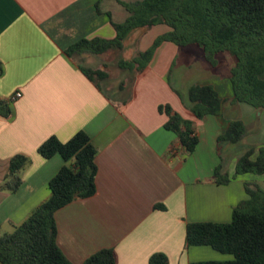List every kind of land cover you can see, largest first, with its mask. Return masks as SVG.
<instances>
[{
  "label": "crops",
  "instance_id": "crops-1",
  "mask_svg": "<svg viewBox=\"0 0 264 264\" xmlns=\"http://www.w3.org/2000/svg\"><path fill=\"white\" fill-rule=\"evenodd\" d=\"M129 1L0 0V101L12 110L11 118L0 117V183L13 156L29 159L18 190H0V236L49 198L48 182L65 164L59 155L42 158L39 145L84 131L96 149V191L54 214L56 243L71 264H83L102 249L114 251L115 264H148L154 253L165 254L168 264L229 260L209 246L187 247L186 225L229 223L233 208L248 198L246 184L264 191V175L235 176L246 148L254 147L255 160L264 146V108L232 100L221 57L212 67L203 54L169 41L141 72L118 67L119 59L132 61L169 32L164 24L132 29L119 51L66 56L81 39H113L107 14L122 22L127 13L120 3ZM108 53L113 57L106 61ZM80 67L102 71L107 88ZM191 86H211L222 102L220 113L197 119L179 96ZM16 92L21 97L12 100ZM165 105L193 123L197 144L186 157L176 135L164 128L168 117L159 107ZM233 121L245 125L247 136L218 142ZM220 164L230 179L226 185L214 182Z\"/></svg>",
  "mask_w": 264,
  "mask_h": 264
},
{
  "label": "trees",
  "instance_id": "trees-1",
  "mask_svg": "<svg viewBox=\"0 0 264 264\" xmlns=\"http://www.w3.org/2000/svg\"><path fill=\"white\" fill-rule=\"evenodd\" d=\"M120 4L127 13L122 22H114L107 14L116 33L113 39H81L65 51L66 56L74 59L82 54L119 51L132 29L164 24L171 29L169 32L157 37L132 61L119 59L118 67L141 72L155 49L165 41L178 48L197 47L212 67L218 65L220 55L227 54L234 61L228 76L232 100L255 109L264 108V0H130ZM80 70L90 79L93 75L98 78L105 75L98 70L82 67ZM179 96L197 119L221 111L222 102L211 86H191L185 97ZM159 111L167 115L164 128L176 135L183 156L190 155L197 144L193 123L173 113L169 106H160ZM11 116V108L0 101V117L9 119ZM247 134L245 125L233 121L218 142L238 143ZM254 151V147L248 146L237 159L235 176L264 175V146L258 148L257 157L252 160ZM37 152L44 159L59 155L65 164L48 182L49 198L13 232L0 236L1 264H71L56 243L54 214L76 199L91 197L96 191V149L84 131L76 132L66 142L51 136L39 145ZM28 163L29 159L23 155L13 156L0 190L16 192L22 183L20 174ZM213 176L218 185L230 181L221 164L215 168ZM245 192L248 198L233 208L229 223H188L185 230L187 247L209 246L232 258L190 264H264V191L257 185L246 184ZM115 260L112 249H102L83 264H115ZM148 264H168V259L163 253H154Z\"/></svg>",
  "mask_w": 264,
  "mask_h": 264
},
{
  "label": "rangeland",
  "instance_id": "rangeland-1",
  "mask_svg": "<svg viewBox=\"0 0 264 264\" xmlns=\"http://www.w3.org/2000/svg\"><path fill=\"white\" fill-rule=\"evenodd\" d=\"M104 6H106L105 4H104ZM190 49H192L193 51H194V53L197 55V56H201L202 55V52H201V50L200 49H198L197 47H195V46H190ZM106 58H103V59H105L106 61H109L110 59H111V57H113V54L112 53H108V54H106V56H105ZM219 57H221V61H222V59L224 60V62L226 63V65H227V69L229 70V68L231 67V66H233V64H234V61H233V59L229 56V55H227V54H222V55H220ZM224 64V63H223ZM174 72H175V70H173ZM94 76V79H96L98 82H99V84L103 87V88H107L106 87V82L105 81H103V80H100L96 75H93ZM196 77H195V75H192L191 77H190V80H192V79H195ZM111 79H112V81L113 80H116L117 79V74H114L113 76H111ZM171 80H172V82L174 81V79H173V77L171 78ZM108 94H110V95H112V91H108Z\"/></svg>",
  "mask_w": 264,
  "mask_h": 264
},
{
  "label": "built area",
  "instance_id": "built-area-1",
  "mask_svg": "<svg viewBox=\"0 0 264 264\" xmlns=\"http://www.w3.org/2000/svg\"><path fill=\"white\" fill-rule=\"evenodd\" d=\"M20 97H21V93H20V92H16V93L14 94V96L12 97V100L18 99V98H20Z\"/></svg>",
  "mask_w": 264,
  "mask_h": 264
}]
</instances>
